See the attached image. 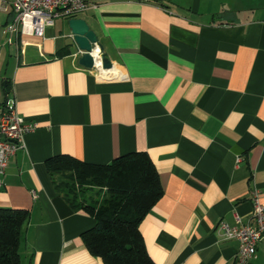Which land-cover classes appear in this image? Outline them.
<instances>
[{"label":"crops","instance_id":"crops-1","mask_svg":"<svg viewBox=\"0 0 264 264\" xmlns=\"http://www.w3.org/2000/svg\"><path fill=\"white\" fill-rule=\"evenodd\" d=\"M95 1L76 18L112 62L104 71L78 65L65 19L8 44L0 11V110L37 124L0 176V208L28 212L20 264H104L82 238L94 218L70 207L46 161L133 151L162 188L139 225L150 260L236 264L238 242L217 227L246 223L254 190L264 206V0ZM247 264H264V246Z\"/></svg>","mask_w":264,"mask_h":264},{"label":"trees","instance_id":"trees-1","mask_svg":"<svg viewBox=\"0 0 264 264\" xmlns=\"http://www.w3.org/2000/svg\"><path fill=\"white\" fill-rule=\"evenodd\" d=\"M46 167L52 177L62 176L55 187L70 207L94 218V227L82 233L91 254L104 264H154L139 225L162 188L145 152L120 155L103 165L60 155L48 159ZM94 191L102 198L87 201L85 196ZM27 218L26 210L0 208V264H20V235Z\"/></svg>","mask_w":264,"mask_h":264},{"label":"built area","instance_id":"built-area-1","mask_svg":"<svg viewBox=\"0 0 264 264\" xmlns=\"http://www.w3.org/2000/svg\"><path fill=\"white\" fill-rule=\"evenodd\" d=\"M96 6L95 0H0V11L7 15L3 32L8 44H17L24 36L43 38L45 30L53 27L55 20L76 18ZM98 53H92L94 67L101 66ZM36 128L35 122L26 121L15 111L0 110V176L4 175L9 158L23 147L24 135ZM240 161L238 157L237 163ZM2 186L0 178V188ZM251 201L253 211L246 223L230 226L221 221L217 227L225 240L238 242L236 264H247L257 248L264 246V206L259 203L255 190L251 193Z\"/></svg>","mask_w":264,"mask_h":264},{"label":"water","instance_id":"water-1","mask_svg":"<svg viewBox=\"0 0 264 264\" xmlns=\"http://www.w3.org/2000/svg\"><path fill=\"white\" fill-rule=\"evenodd\" d=\"M68 37L72 40L73 45L81 53L78 59V65L85 69H92L95 66V59L92 56L97 49L100 59L101 68L109 70L112 68V62L108 55L98 45L96 34L89 28L85 20L81 18H70L67 21Z\"/></svg>","mask_w":264,"mask_h":264},{"label":"rangeland","instance_id":"rangeland-1","mask_svg":"<svg viewBox=\"0 0 264 264\" xmlns=\"http://www.w3.org/2000/svg\"><path fill=\"white\" fill-rule=\"evenodd\" d=\"M56 21V27L58 28V29H60V28H62V26H61V24L59 23V21H60V19H57V20H55ZM64 23H66L67 22V20H62ZM62 179V176H60L59 174H58V176H56V180L59 182L60 180ZM102 193H96L95 191L94 192H88V195L87 196H85V199L87 200V201H89V200H91V201H94V200H100L101 198H102Z\"/></svg>","mask_w":264,"mask_h":264},{"label":"bare ground","instance_id":"bare-ground-1","mask_svg":"<svg viewBox=\"0 0 264 264\" xmlns=\"http://www.w3.org/2000/svg\"><path fill=\"white\" fill-rule=\"evenodd\" d=\"M98 53V49L94 52V54L96 55ZM104 71V70H103Z\"/></svg>","mask_w":264,"mask_h":264}]
</instances>
